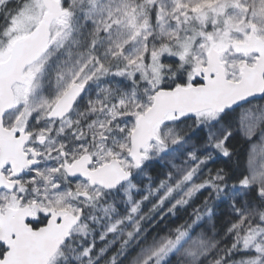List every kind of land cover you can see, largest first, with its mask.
<instances>
[{"label": "snow or ice", "instance_id": "snow-or-ice-1", "mask_svg": "<svg viewBox=\"0 0 264 264\" xmlns=\"http://www.w3.org/2000/svg\"><path fill=\"white\" fill-rule=\"evenodd\" d=\"M0 264H264V0H0Z\"/></svg>", "mask_w": 264, "mask_h": 264}]
</instances>
